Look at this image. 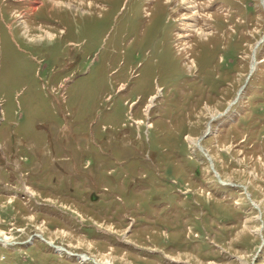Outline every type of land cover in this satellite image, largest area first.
Returning a JSON list of instances; mask_svg holds the SVG:
<instances>
[{"label":"rangeland","instance_id":"rangeland-1","mask_svg":"<svg viewBox=\"0 0 264 264\" xmlns=\"http://www.w3.org/2000/svg\"><path fill=\"white\" fill-rule=\"evenodd\" d=\"M50 1L0 0V264H264L262 0Z\"/></svg>","mask_w":264,"mask_h":264},{"label":"crops","instance_id":"crops-1","mask_svg":"<svg viewBox=\"0 0 264 264\" xmlns=\"http://www.w3.org/2000/svg\"><path fill=\"white\" fill-rule=\"evenodd\" d=\"M139 123V122H138ZM75 136V139H78V136L74 135ZM65 161V160H64ZM62 161L58 162L57 161H54L51 163L52 166L55 168L56 171H58L59 174L61 173H67L64 171L63 167H62ZM70 171H72L73 173L75 174H86V175H90L91 172H88L81 163H74V165L71 166V168H69ZM67 171V170H66ZM70 173V172H69ZM69 175V174H68ZM68 175H64V176H68ZM58 183H55L54 184V188L56 189L58 187L57 185ZM92 188H94V185H92ZM52 191V190H51ZM34 193V192H33ZM94 197V196H93Z\"/></svg>","mask_w":264,"mask_h":264},{"label":"bare ground","instance_id":"bare-ground-1","mask_svg":"<svg viewBox=\"0 0 264 264\" xmlns=\"http://www.w3.org/2000/svg\"><path fill=\"white\" fill-rule=\"evenodd\" d=\"M50 2H52V4H55V2L56 3H58V1L57 0H51ZM263 3H264V0H263ZM91 6H92V4H90ZM47 36H50V34H48V33H45ZM52 37V36H51ZM53 38V37H52ZM260 45V43L258 44V46ZM256 62V61H255ZM214 118H216V117H214ZM206 134V133H205ZM32 191V190H31ZM32 194H34L33 192H32ZM7 242H10V240L8 239L7 240ZM6 246H8V243H6ZM63 252V251H62ZM81 259H85V256H81ZM108 264H112V262L111 261H108L107 262Z\"/></svg>","mask_w":264,"mask_h":264},{"label":"built area","instance_id":"built-area-1","mask_svg":"<svg viewBox=\"0 0 264 264\" xmlns=\"http://www.w3.org/2000/svg\"><path fill=\"white\" fill-rule=\"evenodd\" d=\"M10 240V239H9ZM8 243V242H7Z\"/></svg>","mask_w":264,"mask_h":264}]
</instances>
